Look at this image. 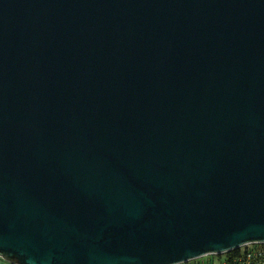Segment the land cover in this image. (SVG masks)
Here are the masks:
<instances>
[{
    "label": "water",
    "instance_id": "1",
    "mask_svg": "<svg viewBox=\"0 0 264 264\" xmlns=\"http://www.w3.org/2000/svg\"><path fill=\"white\" fill-rule=\"evenodd\" d=\"M264 243V0H0V257L185 264Z\"/></svg>",
    "mask_w": 264,
    "mask_h": 264
},
{
    "label": "built area",
    "instance_id": "2",
    "mask_svg": "<svg viewBox=\"0 0 264 264\" xmlns=\"http://www.w3.org/2000/svg\"><path fill=\"white\" fill-rule=\"evenodd\" d=\"M264 264V243H250L221 254H209L185 264Z\"/></svg>",
    "mask_w": 264,
    "mask_h": 264
},
{
    "label": "crops",
    "instance_id": "3",
    "mask_svg": "<svg viewBox=\"0 0 264 264\" xmlns=\"http://www.w3.org/2000/svg\"><path fill=\"white\" fill-rule=\"evenodd\" d=\"M0 264H13V263L6 261L5 259L0 257Z\"/></svg>",
    "mask_w": 264,
    "mask_h": 264
},
{
    "label": "rangeland",
    "instance_id": "4",
    "mask_svg": "<svg viewBox=\"0 0 264 264\" xmlns=\"http://www.w3.org/2000/svg\"><path fill=\"white\" fill-rule=\"evenodd\" d=\"M214 264H220V260L218 258L215 259Z\"/></svg>",
    "mask_w": 264,
    "mask_h": 264
}]
</instances>
